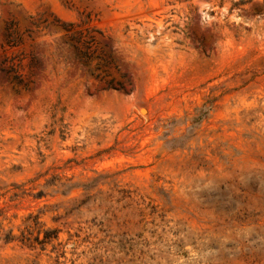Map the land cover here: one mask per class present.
Returning <instances> with one entry per match:
<instances>
[{"label":"rangeland","instance_id":"374dc122","mask_svg":"<svg viewBox=\"0 0 264 264\" xmlns=\"http://www.w3.org/2000/svg\"><path fill=\"white\" fill-rule=\"evenodd\" d=\"M0 264H264V0H0Z\"/></svg>","mask_w":264,"mask_h":264},{"label":"trees","instance_id":"16d2710c","mask_svg":"<svg viewBox=\"0 0 264 264\" xmlns=\"http://www.w3.org/2000/svg\"><path fill=\"white\" fill-rule=\"evenodd\" d=\"M87 59H88L87 52H83V53H81L80 60L86 62ZM7 239H8L9 241H12L13 238L9 236Z\"/></svg>","mask_w":264,"mask_h":264}]
</instances>
